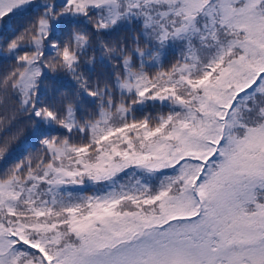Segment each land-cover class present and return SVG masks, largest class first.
<instances>
[{
	"label": "snow or ice",
	"instance_id": "1",
	"mask_svg": "<svg viewBox=\"0 0 264 264\" xmlns=\"http://www.w3.org/2000/svg\"><path fill=\"white\" fill-rule=\"evenodd\" d=\"M0 264H264V0H0Z\"/></svg>",
	"mask_w": 264,
	"mask_h": 264
},
{
	"label": "trees",
	"instance_id": "2",
	"mask_svg": "<svg viewBox=\"0 0 264 264\" xmlns=\"http://www.w3.org/2000/svg\"><path fill=\"white\" fill-rule=\"evenodd\" d=\"M172 58H173L172 55H170L169 60H171ZM57 134H62V133H58V132L52 133V135H57ZM36 147L37 148L39 147L38 141L36 142ZM33 151H34L33 149L29 148L27 152L18 153L17 156L14 158V160L10 161V163L15 162V159H23L25 156H27L29 153H31ZM93 191H94V188L91 185L87 186V188L84 189L85 194H92Z\"/></svg>",
	"mask_w": 264,
	"mask_h": 264
}]
</instances>
